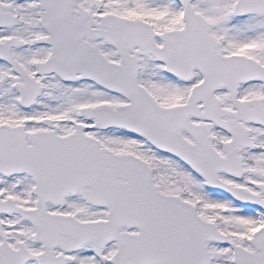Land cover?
I'll use <instances>...</instances> for the list:
<instances>
[{"label": "snow or ice", "instance_id": "obj_1", "mask_svg": "<svg viewBox=\"0 0 264 264\" xmlns=\"http://www.w3.org/2000/svg\"><path fill=\"white\" fill-rule=\"evenodd\" d=\"M0 264H264V0H0Z\"/></svg>", "mask_w": 264, "mask_h": 264}]
</instances>
